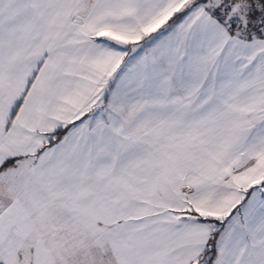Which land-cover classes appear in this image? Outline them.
I'll return each instance as SVG.
<instances>
[{"label":"snow or ice","instance_id":"snow-or-ice-1","mask_svg":"<svg viewBox=\"0 0 264 264\" xmlns=\"http://www.w3.org/2000/svg\"><path fill=\"white\" fill-rule=\"evenodd\" d=\"M0 264H264V0H0Z\"/></svg>","mask_w":264,"mask_h":264}]
</instances>
